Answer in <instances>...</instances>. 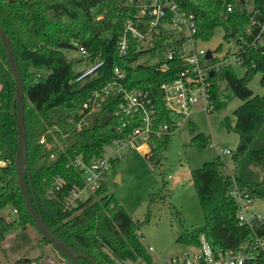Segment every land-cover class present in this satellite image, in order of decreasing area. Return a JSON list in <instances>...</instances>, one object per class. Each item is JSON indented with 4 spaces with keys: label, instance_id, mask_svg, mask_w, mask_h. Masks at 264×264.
I'll return each mask as SVG.
<instances>
[{
    "label": "trees",
    "instance_id": "1",
    "mask_svg": "<svg viewBox=\"0 0 264 264\" xmlns=\"http://www.w3.org/2000/svg\"><path fill=\"white\" fill-rule=\"evenodd\" d=\"M181 1L194 14L195 37L201 40H208L215 27H221L225 39L242 34L251 15L244 0ZM252 1L255 4L258 0ZM136 3L137 0H0V26L9 38L22 81L29 171L25 180L30 184V198L57 238L98 264H130L138 260L155 263L137 233L139 223L102 186L74 212L61 211L62 195L70 185L81 181L78 171L68 162L75 155L84 159L101 155L111 139L124 136L138 120L135 117L122 125L123 122L113 115L121 100L116 92L102 100L100 108L87 116V125L80 130H74L68 119L78 116L81 103L93 90L110 81L112 70L117 67L124 72L121 82L125 88L147 93L154 110L152 130L164 124L169 128V132L149 136L148 152L143 157L151 163L152 169L158 168V158L165 152L170 134L183 120L164 107L159 89L161 82L173 78L172 67L160 71L156 64L131 66L142 52L133 38L128 39L124 54L117 51L116 39L122 23L135 19ZM226 4L232 5L228 12ZM74 43L85 49L88 62L101 61L92 72L79 79L76 78L82 70H73L72 63L80 59H67L61 51L76 49ZM160 47L161 38L158 37L150 50ZM242 57L243 75L236 77L230 66L220 69L210 78L207 98L210 110L221 109L231 97L241 100L232 110V130L238 140L230 153V170L241 191L252 200H264V94H253L247 86L250 77L258 72L259 84L264 87V54L247 49ZM13 95L12 74L0 42V151L9 161L0 167V211L7 206L16 209L14 216L0 214V264H56L45 261L48 254L43 245L55 249L42 237L23 250L22 255L10 257L28 243L26 225H33L19 193L13 165L16 149ZM224 121L226 128H231L226 117ZM40 136L44 137V143L52 146L46 148L40 144ZM194 139L202 144L209 143L200 133L193 135ZM51 153L53 158L49 157ZM222 166L217 155L190 171L203 224L191 229L180 225L175 233V244L193 249L203 235L215 250H234L250 240L253 232L264 234V216L252 227L237 223L236 203L227 193L229 176L221 171ZM53 175L63 178V189L56 198H48L46 189ZM157 175L164 187L163 173L158 170ZM152 200L153 196L149 195V203ZM10 236L15 238L13 243L5 246L3 242ZM32 248L37 249V253L30 256ZM56 252L64 259V264H70ZM173 258L175 261L170 258L169 264H178L176 256ZM79 261L90 264L83 258Z\"/></svg>",
    "mask_w": 264,
    "mask_h": 264
},
{
    "label": "built area",
    "instance_id": "2",
    "mask_svg": "<svg viewBox=\"0 0 264 264\" xmlns=\"http://www.w3.org/2000/svg\"><path fill=\"white\" fill-rule=\"evenodd\" d=\"M131 1V0H130ZM251 15L244 26L242 34L225 39L226 49L222 50L217 44L212 49H203L196 46L201 40L195 37V17L186 8L181 0H137V13L135 19H127L122 23V30L116 39L117 51L120 55L126 52L128 39L133 38L139 43L142 51L150 50L155 40L161 38V47L166 48L164 58L154 63L160 71L174 70L172 79L159 84L162 92V100L167 110L174 112L183 119L187 117L195 103L201 101V109L209 110L208 93L210 78L222 68L231 67L235 61L243 66L242 54L248 49L264 54V0L253 3L252 0H244ZM232 9L231 4L225 5V11ZM79 53L80 61L86 62L87 67L81 69L82 73L76 79L92 72L101 64L86 59V51L82 46L74 43ZM219 46V48H218ZM159 49V48H157ZM155 49V50H157ZM209 51V57H206ZM113 76L110 81L95 89L81 103L78 116L68 119L74 130L78 131L87 125V116L97 111L102 100L116 92L121 100L113 110V115L121 120L122 125L130 123L136 117L138 124L122 137L111 139L108 144L115 147L107 156L103 154L84 159L75 155L70 159L68 165L78 171L81 181L73 183L60 199L61 211L63 213L74 212L81 203L87 201L94 192L102 186L104 174L109 170L112 163L122 157V154L130 149L148 152V139L152 133L169 132L166 124L158 130H152L151 121L153 105L146 92L129 90L122 85L124 77L123 70L114 67ZM211 72V76L209 75ZM180 123H177L178 125ZM38 142L46 148L52 146L44 143V137L40 136ZM107 144V145H108ZM217 154H230L231 151L215 147ZM53 158V154L49 155ZM8 158L0 151V167L8 163ZM230 180L228 195L236 203L235 217L237 223L246 224L249 227L251 218L260 220L263 216L259 213L249 215L250 204L253 201L246 192L241 191L232 175L231 170L227 172ZM63 178L53 175L46 189L48 198H56L63 189ZM11 213L16 214V209L11 208ZM148 250L151 248L148 247ZM178 264H264V234L252 233L250 240L234 250L213 249L203 235L199 236L198 245L193 249H186L176 256ZM175 261V258H172Z\"/></svg>",
    "mask_w": 264,
    "mask_h": 264
},
{
    "label": "rangeland",
    "instance_id": "3",
    "mask_svg": "<svg viewBox=\"0 0 264 264\" xmlns=\"http://www.w3.org/2000/svg\"><path fill=\"white\" fill-rule=\"evenodd\" d=\"M217 44L221 45L222 50L228 47L222 38L221 27H215L211 37L206 41H198L196 46L212 49ZM61 51L67 59L79 57L76 49ZM165 53L166 48L144 50L130 65L157 63L164 58ZM87 66L88 64L83 61L72 63L75 71ZM231 69L236 77H241L244 73V67L235 61L231 62ZM259 77L258 72L254 73L247 81V86L253 94L262 95L264 87L259 84ZM240 103V99L231 97L221 109L204 111L200 107L201 101L198 100L191 113L170 134L167 148L158 158V168L152 169L151 163L144 159L143 152L130 149L124 152L120 159L114 161L104 174L103 190L111 194L133 220L139 223L137 233L145 248H151L147 249V252L155 264H169L170 258L186 250L184 246L174 243L175 233L180 225L185 229H191L203 224L190 171L199 168L203 162L210 161L217 155L223 162L221 171L227 173L231 169V155L217 154L215 147L234 151L238 138L232 130V110ZM225 117L231 127L229 129L226 128ZM198 133L209 143L202 144L200 140H193V135ZM113 150L115 147L108 144L103 147L102 154L107 156ZM158 170L164 175V187L157 175ZM149 195L153 196L150 203ZM254 213L264 216L263 199H254L251 202L249 215ZM0 214L14 216L9 206L3 208ZM26 233L29 236L28 243L10 257L22 255L23 250L32 247L41 238L32 224L26 225ZM14 239L10 236L3 244L9 246ZM43 249L48 254L46 262L64 264V259L49 245L44 244ZM36 253L37 249L32 248L28 255L33 256ZM130 264L146 263L138 260Z\"/></svg>",
    "mask_w": 264,
    "mask_h": 264
},
{
    "label": "water",
    "instance_id": "4",
    "mask_svg": "<svg viewBox=\"0 0 264 264\" xmlns=\"http://www.w3.org/2000/svg\"><path fill=\"white\" fill-rule=\"evenodd\" d=\"M0 42L4 49L7 65L12 74V80L14 83V111L12 116L14 117L15 127H16V149L13 158L14 171L16 176V184L19 193L22 197V201L28 215L33 223L34 227L39 232L40 236L48 242L56 251H58L62 256H64L70 264H82L79 258L86 259L90 264H98L92 257L87 256L83 253L73 250L71 247L63 243L59 238H57L53 232L44 223L40 212L32 202L28 188L30 184H27L25 180V174L28 176V166H27V151L25 143L24 134V124H23V89L20 73L13 55L12 47L9 38L5 34L4 30L0 26ZM206 57H209V51H206ZM211 72L209 75L211 76ZM252 226L257 224V220L253 217L249 220Z\"/></svg>",
    "mask_w": 264,
    "mask_h": 264
}]
</instances>
